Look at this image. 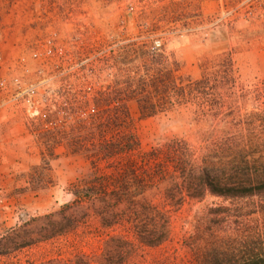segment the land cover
Listing matches in <instances>:
<instances>
[{"label": "rangeland", "instance_id": "374dc122", "mask_svg": "<svg viewBox=\"0 0 264 264\" xmlns=\"http://www.w3.org/2000/svg\"><path fill=\"white\" fill-rule=\"evenodd\" d=\"M158 45L182 63L181 75L203 80L189 98L151 117L141 118L130 100L133 130L142 152L178 140L199 166L238 129L212 115L244 121L264 109V0H0V264H98L113 248L106 240L119 228L101 226L96 197L75 194L110 169L93 170L62 145L53 155L44 133L78 125L85 95L111 83L135 51ZM67 100L71 113L62 110ZM160 162L165 180L146 192L155 202L179 180ZM242 204L210 195L186 200L171 213L169 241L155 248L134 242L121 264H193L201 219L213 207L236 213ZM228 220L216 235L232 238L241 228L263 236L259 213ZM72 223L70 233L57 234Z\"/></svg>", "mask_w": 264, "mask_h": 264}, {"label": "trees", "instance_id": "16d2710c", "mask_svg": "<svg viewBox=\"0 0 264 264\" xmlns=\"http://www.w3.org/2000/svg\"><path fill=\"white\" fill-rule=\"evenodd\" d=\"M129 63L117 69L111 83L92 92L91 97L85 95L86 116L78 125L65 130L49 127L44 133L53 155L62 145L68 153L81 155L93 170L100 171L102 166L111 171L86 182L83 190L75 193L84 199L96 197L103 216L101 226L120 230L109 235L106 241L113 248L98 264H121L131 255L134 242L155 248L169 241L171 213L180 209L184 201H201L207 195L243 200L245 204L235 206L240 210L236 213L220 211V205L213 207L208 218L201 219L197 226L200 230L191 242L193 264H264V233L262 237L255 232L242 235L240 228L239 235L232 238L215 234V230L224 231L223 224L229 222V216L259 213L264 218V109L246 114L244 121L234 114L212 115L216 122L232 123L231 127L238 129L232 138L214 144L199 166L178 140L144 153L133 130L128 102L136 101L141 118L157 115L179 102V98H189L193 90H198L203 75L196 80L181 75L182 63L166 53L162 45L135 51ZM183 77L190 82L187 90L179 83ZM68 101L62 110L71 113ZM45 121L51 123L49 115ZM242 125L246 126L247 135L242 134ZM160 158L171 164L170 177L179 180L174 183L175 191H163L155 202L146 192L165 180L161 176L167 166L158 161ZM243 208L246 209L241 212ZM76 225L72 223L57 234H68ZM76 264L93 263L85 258Z\"/></svg>", "mask_w": 264, "mask_h": 264}, {"label": "built area", "instance_id": "2783aa9c", "mask_svg": "<svg viewBox=\"0 0 264 264\" xmlns=\"http://www.w3.org/2000/svg\"><path fill=\"white\" fill-rule=\"evenodd\" d=\"M158 46H160V45H158Z\"/></svg>", "mask_w": 264, "mask_h": 264}]
</instances>
